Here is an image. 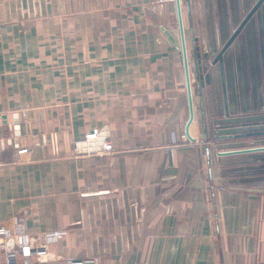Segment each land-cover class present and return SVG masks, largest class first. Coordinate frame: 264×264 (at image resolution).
I'll list each match as a JSON object with an SVG mask.
<instances>
[{"label":"crops","instance_id":"1","mask_svg":"<svg viewBox=\"0 0 264 264\" xmlns=\"http://www.w3.org/2000/svg\"><path fill=\"white\" fill-rule=\"evenodd\" d=\"M257 1L186 0L187 45L214 59ZM178 27L171 2L0 0V224L69 229L34 264H264V150H214L230 125L264 145V3L224 53L226 99L219 63L193 78L194 140ZM93 131L112 153L78 146Z\"/></svg>","mask_w":264,"mask_h":264},{"label":"built area","instance_id":"2","mask_svg":"<svg viewBox=\"0 0 264 264\" xmlns=\"http://www.w3.org/2000/svg\"><path fill=\"white\" fill-rule=\"evenodd\" d=\"M166 1H172L176 5V0ZM101 132L89 133L83 141H79L78 146L84 142L93 141L96 143ZM182 137L185 140H190L186 132ZM25 150L22 149L21 152ZM112 151V141L105 137L101 152L108 154ZM68 233V228H54L32 233L27 230L25 218L19 215L15 216L10 224H0V252L3 253L4 264H34V258L44 259L49 256V246L64 239ZM66 264H99V259L95 256L79 257L68 259Z\"/></svg>","mask_w":264,"mask_h":264},{"label":"water","instance_id":"3","mask_svg":"<svg viewBox=\"0 0 264 264\" xmlns=\"http://www.w3.org/2000/svg\"><path fill=\"white\" fill-rule=\"evenodd\" d=\"M262 3H264V0H258L255 3L253 8L245 16V18L240 23V25L235 29V31L230 36V38L227 40V42L221 47L220 51L217 53V55L212 61V64L219 63L220 65L222 78H223V88H224V93H225V99H226V81H225V69H224V53L231 46V44L234 42L238 34L244 28L245 24L248 22V20L256 12V10L259 8V6ZM176 6H177V13H178L179 32H180V43H177V45L181 48L180 52H181V57H182L183 64H184L185 80H186V86H187L188 98H189V104H190V117L187 123L186 133L191 140H194V138L190 134V125L194 120V104H193V92H192V85H193L192 77H194V74L192 75V71L190 70L189 52H188V45L186 42V35H185L184 12L182 9V0H176ZM192 54H193V59H194L195 77L197 81L200 83V88H202L206 84H210L211 73L209 71H205L204 73L206 66L202 62V58H201L202 54L200 51V47L196 43L192 44ZM203 61H205L206 63L208 62V53L204 54ZM2 123H6V122L3 121ZM17 134H19L18 131H17ZM106 136H107L106 132L102 131L101 136L96 141V143H94L93 141H91L89 144L84 142L81 145H79V147H83V148L89 147V150L92 152L101 150L103 140L105 139ZM262 150H264V145L221 151L220 154L228 155V154H235V153H241V152H252V151H262Z\"/></svg>","mask_w":264,"mask_h":264},{"label":"rangeland","instance_id":"4","mask_svg":"<svg viewBox=\"0 0 264 264\" xmlns=\"http://www.w3.org/2000/svg\"><path fill=\"white\" fill-rule=\"evenodd\" d=\"M153 1L158 3V4H161V5H165L166 3H170V2L174 4V2L166 1V0H153ZM191 4L193 5V3L189 1V5H191ZM182 8H183L184 16H185V24L187 26L186 27V31H188V34H189L187 38H190V32H189L190 30H189V27H188V19L186 17V12H187L186 0H182ZM195 19H196V25H197L196 26V33L201 36L203 34L204 28L202 27V23L203 22L200 20V15L198 13H196ZM179 41H180V35H179ZM198 46L200 47V51H201V54H202V57H201L202 58V62L206 66L205 70H204V73H205V71H210L211 68L213 67V64H212L213 54L216 53V51L218 50L219 46L218 45H207V44H203V43H198ZM213 47H215V48H213ZM207 50L210 52V56L208 57V62L206 63L205 61H203V52L207 51ZM188 52H189L190 70L192 71V75L194 74V77H192V78H194V86H195L197 84V82H196L197 79L195 77L194 59H193L192 47H191L190 43H188ZM182 65H183V62H182ZM183 71H184V68H183ZM194 91L196 92V90H194ZM245 113H244V116H250L251 115V114H249L247 112H245ZM228 128L232 129V131H233V129H237V130H234L235 132H229L228 133L227 139L225 141V142H227L228 147H225V148H223L221 146L218 147V148L215 147L214 150L216 152L220 151V150L241 149V148L254 147V146H259L260 145L258 143H253L254 140H256L257 138L253 139V138H251L250 135L249 136L248 135H243L242 136L243 139H241V137H239V138L235 137L234 134L243 133L242 131H240L241 127L237 126V128H236L235 126L230 125V126H228ZM86 143L89 144L90 142H86ZM213 143L216 144V142H214V141H213ZM234 144H237V145H234ZM237 146H241V147L237 148ZM87 149H89V147H87ZM101 150H97V151L101 152Z\"/></svg>","mask_w":264,"mask_h":264}]
</instances>
